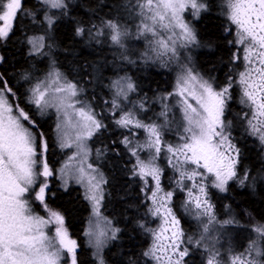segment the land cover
Here are the masks:
<instances>
[{"label":"snow or ice","instance_id":"snow-or-ice-1","mask_svg":"<svg viewBox=\"0 0 264 264\" xmlns=\"http://www.w3.org/2000/svg\"><path fill=\"white\" fill-rule=\"evenodd\" d=\"M42 2L48 8L67 14L66 0ZM129 7L140 18L138 36L147 38L150 35V51L161 60L167 56L168 61L178 58L180 49L198 44L195 30L184 14L191 10L193 17H199L208 9L206 0H136ZM221 7L228 23L234 26V40L230 43L243 49L244 70L239 72L238 81L230 76L223 86L214 85L191 66L182 70L176 78L174 91L168 94L179 97L182 121L177 126L178 144L164 140L163 131L171 123L167 118V105L160 113L164 124L144 123L134 111H125L121 107L123 101L131 102L129 94L136 91L132 78L125 76L112 82L115 93L111 107L114 114L116 110L120 113L115 123L122 128L143 129L147 134L142 145L133 147L128 137L122 143L137 158L133 175L144 182L145 188L150 183L149 177L155 182L147 199L152 201L149 212L159 218L161 224L158 229L150 230L152 244L143 253L155 264H186L185 257L189 255V248L182 247L185 234L180 220L170 206L174 193L163 192L161 187L163 170L156 163L161 155L168 154V163L178 174L175 183L187 189L186 209L194 208L195 217L203 224V233L195 241L199 247L208 239L205 234H210V225L234 222L217 220L208 198V182L211 187L224 192L229 181L239 180L243 186L249 177L248 173L242 179L238 176L240 149L232 142V121L226 117L234 83L241 88V103L249 109L243 117L247 121L245 131L264 145V0H222ZM21 13L31 14L24 9L22 0H0V41L10 38ZM47 20L51 26L53 18L48 16ZM101 27L107 32L98 31V36L107 35L113 45L124 48V40L129 36L127 28L111 19L102 22ZM83 32V28H76L77 35ZM44 39L43 36L28 38L34 53L44 54ZM238 59L239 56L234 54V60ZM81 91L77 83L53 68L31 85L27 103L34 105L41 116L54 109L59 146L77 149L68 159L78 160V163H66L61 173L62 177L74 178L85 188V199L91 203L95 217L85 235L95 249L96 264H105L101 253L110 239L117 238L119 229L112 227V221L102 215L103 185L107 181L89 162L87 141L103 124L90 105L80 99ZM16 95L0 74V264H78L77 241L69 236L64 217L50 209L45 198L46 181L53 175L44 157L49 148L48 139L42 131H37L39 123L35 115L13 103ZM166 99L168 97H163L161 103ZM144 107L141 101L139 108L143 110ZM138 149L148 151L147 160L140 158ZM185 181H192V187L189 188ZM34 202L44 208L47 217L33 209ZM253 231L257 239L252 240L243 252L230 255L225 264H264V224L256 225ZM192 242L189 237L188 243ZM207 251L206 264H220V253L214 247Z\"/></svg>","mask_w":264,"mask_h":264},{"label":"trees","instance_id":"trees-1","mask_svg":"<svg viewBox=\"0 0 264 264\" xmlns=\"http://www.w3.org/2000/svg\"><path fill=\"white\" fill-rule=\"evenodd\" d=\"M22 2L24 9L31 14L26 16L21 13L10 38L0 41L2 58L0 74L17 94L13 98V103L35 115L39 123L37 131H42L48 139L49 148L44 157L53 169L56 160L61 156L54 142L53 118L50 114L41 116L36 113L33 105L26 101L27 91L30 83L40 77L38 73H45L49 59L68 80L77 83L83 89L82 99L88 102L97 119L103 124L90 139L93 151L100 150V155H103V158L99 159L100 162L95 159L93 163L107 181L103 185L105 198L101 211L112 221V225L119 229L117 238L109 242L104 249L105 262L149 264L150 260L143 253L150 247L152 241L150 232L152 215L149 212L150 204L147 197L153 190L154 181L149 177L150 183L145 188L144 182L133 175L137 158L122 143L124 138L128 137L133 147L142 145L146 142L147 134L143 129L122 128L115 123L120 113L116 110L114 114L111 107L115 93L112 82L116 77L125 76L134 80L137 94L130 96V99L143 101L144 105L149 107L151 121L146 123L164 124V117L160 116V113L167 105V118L171 123L163 131L164 140L166 143L176 145L180 142L177 126L182 121V115L177 109L174 96L169 97L168 94L173 92L174 80L183 69L168 67V60L165 57L163 60L157 58L155 62H150L146 69H143V57H140L137 61L138 70L134 73L130 72L131 68L125 63L115 67L116 61L112 53L117 52V46L111 43L107 35L98 36L96 33L102 31V22L110 19L117 21L118 14L126 11L124 5L126 0L66 1L67 14L49 9L38 0ZM206 3L208 9L201 12L191 25L198 40V44L193 46L196 50L192 52L195 59L194 70L214 85L223 86L228 83L230 76L236 80L239 72L244 70L240 62L242 60L240 47L230 43L234 40L235 30L223 15L222 0H206ZM48 16L53 18L51 26L46 18ZM137 25L133 27L135 32L133 36L139 39L138 44L141 45L142 39L149 43L152 37L150 35L147 38L139 37ZM77 27L84 29L83 34H76ZM33 32L43 34L45 47L42 51L48 54L49 59L44 54L30 51L28 37ZM90 36L100 40L101 44L90 42ZM148 52L152 53L150 50ZM234 54L239 56V60H234ZM119 67L121 69H117ZM25 77L29 79L26 80ZM230 93L226 117L232 121L230 129L232 142L240 149L237 172L241 179L245 173H248L249 177L243 186L239 180L230 181L224 192L211 187V183L208 182V198L214 206L217 220L234 221L227 225L220 223L210 225L213 232L210 234L215 238V246L210 243L196 246L195 241L199 240L203 225L195 217L194 210L185 207L187 189H182L175 183L178 174L169 165L164 154L156 161L163 170L161 176L163 191L174 193L170 206L180 220V227L185 234L182 247L189 248V255L185 257L186 264H206L209 255L207 249L210 247H214L220 253V264H225L230 255L243 252L252 240L257 239L253 228L258 224H264V146L256 137L245 131L247 121L243 117L249 109L241 103V88L238 83H234ZM163 97L168 99L161 103ZM138 152L141 159H148L147 150L138 149ZM40 180L43 181L44 178L41 177ZM184 183L188 187L193 184L192 181ZM142 188L145 190L142 191ZM51 190V194H47L46 197L48 207L50 205V209L57 210L64 217L65 227L80 242L77 251L78 264H94L90 249L83 241V229L89 214L88 203L81 199L77 187L63 191L57 189L54 184ZM39 207L38 202L34 203V210L47 217L48 213L43 207ZM189 237L193 241L191 244L188 243Z\"/></svg>","mask_w":264,"mask_h":264},{"label":"rangeland","instance_id":"rangeland-1","mask_svg":"<svg viewBox=\"0 0 264 264\" xmlns=\"http://www.w3.org/2000/svg\"><path fill=\"white\" fill-rule=\"evenodd\" d=\"M38 1L41 4H43L42 0H38ZM66 1L68 2V1H71V0H66ZM135 3H136V0H126V2L124 4L126 6V11H122L123 14L122 13H119L118 14V17L116 18L117 21L122 26H124L125 28L128 29L129 36L126 37L125 40H124V48H120L119 46H117V50H116L117 52H113L112 53V55L114 56L115 61H116V66L115 67H118L121 64L125 63L126 65H128V67L131 68L130 69V72L131 73L132 72L134 73L135 70L136 71L138 70L137 61L140 59V57H143L142 58V61H143V64H144L143 69H146L147 64H149L150 62L152 63V62H155L157 60V57H156L155 53L148 52L150 50L148 41L142 39V41H140L141 42V45H139L138 44V40L139 39L137 37L133 36V34L135 33L133 27L140 23V18L136 15V12L134 13V11L132 10V8L129 7V5H134ZM45 7H47V6H45ZM49 9H51V8H49ZM52 10H56V9H52ZM124 12H125V14H124ZM184 15H185V19L187 21H189L191 23V25H192V21H194L196 17H193L192 16L191 10L187 11ZM101 29H102L103 32L106 33V31H107L106 28H102L101 27ZM99 31H101V30H99ZM41 36H43V34L33 32V34H31L28 38H30V37H34L35 38V37H41ZM89 39H90V42H93L94 41L96 43H100L101 44V41L100 40L93 39L91 36H90ZM29 48H30V51L33 52L32 51V46L30 44H29ZM102 49L104 50V48H102ZM194 50H196V48L193 47V46H191L189 49H180L181 55L178 58H176V59H173L171 61H168V67H175L176 70H181V68L184 69L187 66H191L192 68H195V59H194V55L192 54V52ZM239 51H240V57L242 58V60L240 62L243 64V67H244V60H243L244 52H243V49L241 47H240ZM42 52L44 53V51H42ZM44 55H46L48 57V54L47 53H44ZM125 56L127 57V59L124 58ZM165 58H166V60H168V57L167 56H165ZM48 59H49V57H48ZM189 62H190V64H189ZM53 68H55L54 65H53V62L49 59L48 65H47V69H46L45 73L44 74H41L42 72L38 73L40 77L38 76L39 78H37V79L35 78L30 83L29 88L37 80L43 79L47 75V73L49 71H51ZM117 69H121V67H119ZM241 71H243V70H241ZM114 78H113V80H114ZM118 78H120V77H116L115 80H117ZM176 78H177V76H176ZM176 78L174 80L175 82H176ZM238 78H239V74L236 77V81H238ZM133 82H134V80H133ZM175 82H174V85H175ZM80 89L82 90L80 92V99L83 100L82 97H81L83 95V89L82 88H80ZM173 91H174V89H173ZM27 93H28V91H27ZM135 94H137V87H136V91L135 92H132V93L129 94V97L132 96V95H135ZM174 98L177 101V102L174 101V103L176 102L177 109L181 113L180 106H179V97L174 96ZM26 101H28V95H27ZM130 101L131 102H129V101H123V103L121 104V107L124 108L127 111L128 110L134 111L137 114V118L138 119H141L144 123H146L148 121H151V110L149 109L148 106L145 105L144 109L141 110L139 108V105H140L141 101H138V100H136L134 98L133 99H130ZM193 103H194V101H193ZM33 108L36 110V113L38 115H40L39 112H38V110L35 108L34 105H33ZM47 114H50L52 116V118H53V129H54V140H55L54 142L56 144L57 149L61 153V156L56 160L57 161L56 162V166L54 167L55 172H56V178H57L58 184H59L60 187H67L69 185L78 186L81 189L82 196L85 199V188L81 184L77 183L74 178H71V177H67V178L62 177V173H61V169L64 167V165L66 163L69 164V165H75V164L78 163V160H69L68 159L70 156H73L76 153L77 149L75 147H72L71 149H69V148L61 149V147L59 146V140H58L57 135H56V124L58 122V120H57V113L55 112L54 109H49L45 115H47ZM181 115H182V113H181ZM87 145H88V148H89V157H88V160H89L90 163L93 164V166L95 168H97L94 165L95 163H93V160L96 159V160L99 161V159L101 160L103 158V155L102 154L100 155V153H101L100 150L93 151V149L90 146V140L87 141ZM164 156L166 158L167 157V154L164 153ZM135 164H136V159H135ZM99 172L101 173L100 170H99ZM65 179H67V184H65ZM152 184H153V190H154V188H155V182H153ZM190 187H192V185H190ZM163 192H165V191H163ZM33 195H34V193H33ZM149 196H151V193H150ZM187 199H188V196L186 195L185 200H187ZM86 202L88 203V206H89V214H88V216H87V218L85 220V225H84V229H83V235H84L83 236V241L85 243L84 245L87 246L90 249V254H91L92 258L94 259V264H96V257L94 255L95 249L90 245L89 238L85 235V232L88 230V228L90 226V222H94L95 221V217H93V215H92V210L90 208L91 207V203L88 200H86ZM149 204H150L149 207H152V201L150 199H149ZM191 210H194V208H192ZM102 215H103V213H102ZM160 224H161V220L159 218H157V217H153L152 216V226H151V228L152 229H158L159 226H160ZM112 227H114V226L112 225ZM210 233H213L212 232V228H211ZM205 235L208 236V239L206 241L202 242V243L203 244L210 243L211 245L215 246V238H214V236L211 235V234H205ZM200 237H201V235H200ZM111 241L112 240L110 239L107 242V245H109V242H111ZM151 244H152V241H151ZM151 244H150V246H151ZM107 245L105 246V248L107 247ZM104 249H103V251L101 253L102 256H103ZM103 258H104V256H103ZM104 261H105V259H104ZM105 264H106V262H105ZM149 264H155V262L152 261V260H150V263Z\"/></svg>","mask_w":264,"mask_h":264},{"label":"flooded vegetation","instance_id":"flooded-vegetation-1","mask_svg":"<svg viewBox=\"0 0 264 264\" xmlns=\"http://www.w3.org/2000/svg\"><path fill=\"white\" fill-rule=\"evenodd\" d=\"M50 166V165H49ZM50 168H51V166H50ZM52 169V168H51ZM53 170V175L51 176V177H49L48 179H47V184H48V188L46 189V194H45V198L47 197V194H51V192L50 191H52L51 190V186L52 185H54V184H56V188L57 189H61V190H63V191H65V190H67V189H69V188H73V187H77L79 190H78V194H79V196L81 197V199L83 200V201H85L86 202V200L84 199V197L82 196V193H81V189L78 187V186H72V185H69V186H67V187H60L59 186V184H58V181H57V178H56V172H55V169L53 168L52 169ZM49 180V181H48ZM37 190H38V188H37ZM34 196V195H33ZM35 203V202H34ZM34 203H33V208H34ZM68 234H69V236L72 238V239H74V240H76L77 241V244H79L80 242L78 241V239L77 238H74L73 237V235H72V233L70 232V230H68ZM77 251H78V248H77Z\"/></svg>","mask_w":264,"mask_h":264},{"label":"bare ground","instance_id":"bare-ground-1","mask_svg":"<svg viewBox=\"0 0 264 264\" xmlns=\"http://www.w3.org/2000/svg\"><path fill=\"white\" fill-rule=\"evenodd\" d=\"M48 181H49V180H48ZM48 184H49V183H48ZM35 203H36V202H35ZM40 207H41V206H40ZM40 207H39V208H40ZM49 207H50V205H49ZM90 208H91V207H90ZM56 211H57V210H56ZM83 212H84V211H83ZM44 213H45V212H44ZM44 215H45V214H44ZM177 215H178V214H177ZM65 225H66V224H65Z\"/></svg>","mask_w":264,"mask_h":264}]
</instances>
